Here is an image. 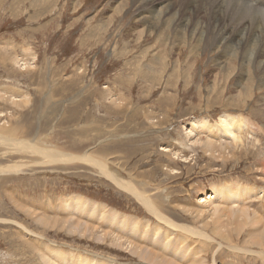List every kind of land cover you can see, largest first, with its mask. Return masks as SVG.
Returning <instances> with one entry per match:
<instances>
[{"label": "rangeland", "instance_id": "obj_1", "mask_svg": "<svg viewBox=\"0 0 264 264\" xmlns=\"http://www.w3.org/2000/svg\"><path fill=\"white\" fill-rule=\"evenodd\" d=\"M171 1L179 6L178 0ZM142 5L134 0H0V264H51L43 256L53 264H60L53 249L55 252L61 249V253L73 249L88 256L99 255L102 256L99 259H108L111 264H149L130 248H117L112 240L119 231L110 227L107 217L95 220L82 215V218L69 209L64 213V206L66 210L71 202L65 199L72 198L74 202L81 197L82 202L92 201L88 205L94 202L108 208L107 215L112 210L136 218L138 223L149 222V229L156 225L155 217L141 203L90 162L103 164L111 173L120 172L127 185L141 191H144L142 185L149 184L146 193L158 205L202 208L199 230L205 222L212 221L214 209L221 213L228 208L234 213L232 220L239 215L237 212L246 209V224L243 222L238 227L233 223L230 228L233 232L241 231L240 237L245 243L237 241L229 246L209 234L216 240L210 241L216 245L215 251L220 242L222 252H227L217 264L222 260V264H264V250H261L264 248L250 242L264 233V154H261L264 153V58L253 60V42L245 39L240 44L242 37L247 36L241 28L239 31L228 29L231 32L228 39L212 45L213 31L207 25L206 15L201 12L183 16L181 11L185 7L182 6L178 7L181 11L178 10L180 17L174 21L175 28L158 31L165 29V36L162 35L165 41L157 36L144 42L140 49L127 43V50H121L133 38H125L124 30L134 34L140 28L135 16L138 17ZM171 13L174 12L168 15ZM113 17L117 20L114 19L112 27L107 33H101L108 28L103 21ZM187 23L188 29L184 26ZM196 23L204 30L198 51L192 45L195 47L200 33L189 46L172 36L173 28L191 33V24L196 26ZM186 36L188 39L189 35ZM248 42L253 44L252 54L241 56ZM225 49L233 51L226 55ZM142 55L150 58L140 61ZM153 56H159L160 61ZM167 59L168 69L159 81L160 68H149V64L155 60L162 65ZM242 71H246L247 78L242 85L251 84L254 88V95L246 100L242 96L246 94L242 90L245 86L238 87ZM173 72L174 79H170ZM214 90L220 93L212 94ZM16 95L22 96L21 99ZM213 97L220 98L210 102L208 99ZM224 115L240 119L246 125L242 130L245 141L239 152L254 142L257 146L254 149L260 153L246 157L241 153L228 161L205 153L202 147L206 141L214 139L225 148L233 143L232 138L218 129ZM202 120L205 125H201ZM7 130L13 134L9 136ZM5 136L24 145L10 147L3 143ZM42 150L76 160L48 163L39 154ZM83 156L88 162L77 159ZM240 190L247 201L241 203L237 199L233 204L237 198L234 195L239 197ZM43 218L49 221L84 219V223L88 219V224L100 228L97 227L99 232L94 231L96 236L82 235L67 227L41 225ZM178 224L191 226L182 220ZM101 229L111 235L108 240L98 239ZM212 255L206 259L209 264H214ZM243 255L249 260H243Z\"/></svg>", "mask_w": 264, "mask_h": 264}, {"label": "bare ground", "instance_id": "obj_2", "mask_svg": "<svg viewBox=\"0 0 264 264\" xmlns=\"http://www.w3.org/2000/svg\"><path fill=\"white\" fill-rule=\"evenodd\" d=\"M58 1H60V0H58ZM178 1H179V6L171 3L172 2L171 0H134V2H136V3H138V2L143 3L142 7L138 10V17L135 16L138 19L137 23H140V28L138 27V25L136 23L137 28H139V30H136V31L134 30V32H133L134 34H131L130 32H128L127 31L128 29L124 30L125 31L124 33H126L125 34V38H132V37L133 38L131 40L127 41L126 44L122 45L123 47L121 48V50L122 49L123 50H127V43L130 46H135V47H138L140 49L144 45V42L148 43V41H151L152 39L156 38L157 36H161L162 40H163V36H165L163 31L166 28H171L172 26L175 28V24H174L175 22L174 21H175V19H178L180 17L178 15L180 14L179 11H181V10L178 9V7L182 6V7L186 8V10L184 8V10L182 9V11H181V14L183 16L187 15L188 13H193L194 15H196V14H199L201 12H203L206 15V17L208 18V21H206L207 25H208V27L210 25L211 26L210 29L213 31V32H211V33H213L212 45L217 46L218 44H221L222 42L227 40L228 37L231 35V32H229L228 29L229 30H234V31H239L240 28H241L245 32H247V36L246 37L245 36L242 37V39L240 41V44L242 43L243 40L246 39V40H248L250 42H253L254 45L251 44L250 42H248L247 49H244V50L240 49L241 50L240 55L241 54H242L241 56H243V55L245 56V55H248V54L251 55L252 54L251 53V49L253 47L254 48L253 60L257 61L259 58L260 59L264 58V49H263V45H264V0H185L184 2H187V3L182 2V0H178ZM170 12H174V13H171V14L168 15V13H170ZM119 14L120 13L117 10L116 11V15H119ZM114 19H115V17H113L112 20L109 18L108 20L103 21L104 24L108 26V28L103 30L101 33L109 31V27H112L111 25H113L112 23L114 22ZM115 20H117V19H115ZM133 24L134 23L132 21V25H129V26L132 27ZM178 24L181 25V23H178ZM178 24L176 23V25H178ZM191 25H192V28H193L191 30V33H189V32L185 33V32H182L180 30H175L174 31V28H173V30H172L173 31L172 32L173 35L172 36L177 41H183V44H187L189 46L191 40L193 39V41H194V38L196 37V35H199V33H200L199 37L196 38L195 47H194V45H192L193 48H194V51H198V49L200 48V45H201V43L203 41V38H204L203 37L204 30H203L202 27H200L199 23L198 24L196 23V26H194L193 24H191ZM184 26H185V28L188 29V23L186 25H184ZM203 27H205V26H203ZM144 28H146V29H144ZM161 28H165V29L162 32H158V31H160ZM135 29H136V27H135ZM129 31H132V29L129 28ZM127 32L129 34H127ZM165 33H166V31H165ZM241 33H242V31H240L238 34H241ZM186 35H189L188 39L186 38L187 37ZM144 36H147V37L144 38ZM167 40L169 41L170 38L167 39ZM163 41H165V39ZM232 42H233V40H232ZM160 43H162V42H160ZM251 45H253V46L251 47ZM115 46H118V45H115ZM168 48L169 47H167V49ZM180 48H182V47H180ZM226 48H228V46H226ZM177 49H179V48H177ZM230 49H231V47H230ZM146 50L148 52L149 49H146ZM225 50L226 51H224V52H226V55L227 54L230 55L231 52L233 51V50H229V49H225ZM223 54L225 55V53H223ZM153 57L155 58V60L160 61V57L159 56H157V57L153 56ZM148 58H150V57L146 56V55H142V60H140V61H147ZM164 59H166V58H164ZM236 59H237V56H236ZM249 59H250V57H249ZM155 60L153 61L152 64H149L150 65L149 68H152V69L160 68L161 71L158 73L159 74L158 78H159V81H162L163 77H164V74H166V71L168 69L167 68L168 59L165 60V63L163 62L162 65L157 64ZM253 60L251 61L252 63H253ZM162 61H164V60H162ZM140 63L141 62H139V64ZM245 63H247V62H245ZM260 63H262V62L260 61ZM252 65H254V64H252ZM260 66H261V64H260ZM244 67L247 68L246 66H244ZM261 69H263V67H261ZM261 69H260V71H261ZM246 71L248 72V70H246ZM245 72L242 71V75L243 76L241 77V79L239 78L241 80V82H238V87L239 88L243 87V85H244V84L242 85L243 81H247V78H245L246 77ZM173 73H171V75L169 76L170 79H174V75L176 73H174V74ZM259 74H261V73H259ZM260 77L261 76H258V78H260ZM262 81H264V80H262ZM250 82H252V81H250ZM247 85L246 86L244 85L245 87L242 89L243 91H246V94L242 93V96L244 97L245 100L248 99V98L250 99L251 96L254 95L253 85H251V84L248 85V86ZM262 86H264V85H262ZM215 90H214V93L213 92H211V93L215 94V95H218L220 92L217 93V92H215ZM210 95H209V97H210ZM25 96L27 97V95H25ZM25 96H24V98H26ZM18 97L19 96H17V98ZM20 97H22V96H20ZM20 97L18 99H21ZM213 98L214 99L211 98V99H208V100L210 102H215L216 100H219L220 97H216V98L213 97ZM24 100L25 99H23V101ZM233 104H234V102H233ZM234 107H238V106H234ZM202 121L203 122L199 121L201 123V125H205L206 122H204V120H202ZM219 126L221 128H218ZM219 126L217 127L219 129V131H222L229 138H232L233 139L232 140L233 143L231 142V144L227 145L226 148H225L224 145L217 144L214 141V139L211 140V141H206V139H205L206 143H204V145H203L204 147H202V149L205 151V153H209L212 157H214V159H216L217 156H218L217 158H219V156H220L221 158H219V159L226 160V161H228L229 158L231 159V158H234L236 156H239L241 153H243V155L245 157L248 154L257 155L256 152H259V149H256L257 146L255 145L254 142H252V144L250 146H248L247 149L243 148L241 150V152H239L241 147H243L242 146L243 143H244L243 141H245V138H243L244 137V132L242 130H243L244 127H246V125H245V123L243 121H241L240 119H235L234 117H231L229 115L228 116L224 115L223 117L220 118ZM192 130H193V128H192ZM7 133H8V135L9 134L10 135L13 134L12 131H8ZM193 133H195V132H193ZM0 134H2V132ZM189 134H191V133H189ZM3 139H4V142L2 140L1 141L3 143H8V146H10V147L24 145L22 143V141H20V140L18 141L17 139L16 140L15 139H9V138H7V136H5V138H3ZM13 141H15V142H13ZM197 141L198 140H196V141L194 140L193 142H197ZM200 141H201V138H200ZM195 145H198V144H195ZM253 146L256 147V148L254 149ZM219 148H220V150L217 151V149H219ZM38 150H40V149H38ZM38 150H36V151H38ZM210 150H212V151H210ZM262 150L263 149H261V151ZM29 152H30V150H29ZM21 154H23V153H21ZM39 154H41L48 161V163L49 162H55V163L56 162H67L68 163L70 161L76 160L75 158L73 159L69 155L61 154V153H58V152H55V151H43V152H39ZM176 154H178V153H173V155H176ZM261 154H264V153H261ZM87 156H88V154H87ZM77 159L78 160H83V161L85 160V162H88V160H89L85 156L78 157ZM186 160H187V157H186ZM90 163L91 164L93 163L94 165H97L98 168L100 169V171L102 170L101 172H103V174L108 175L109 178L116 185H118L120 189H122L123 191L131 194L139 203H141V205L145 208V210H147L149 213H151V215H153L155 217L156 225L153 228L149 229V225H150L149 222L138 223L137 222L138 219L136 220V218L133 219L131 217H126V216H123L121 214L119 215L118 213H116L115 211H112V210H109L110 212L108 211L109 214L107 215L106 209H108V208H106L105 206H103V205L98 206L94 202H93L94 205H88V204H90L92 202L91 200H90L91 201L90 203L88 201L86 203L85 200H84V202H82V201H80V199H82V198L81 197L79 198L78 196H76V199L77 198H79V199L77 201H75V199H74V202H72V198H70L71 200L64 198L65 200H69V202L71 201L67 205L66 210H65V206H64V208H63L64 209V213H65V211H67V209H69L70 211L75 212L74 214L75 215L77 214L76 216L82 217V215H83V216L87 217L88 219L103 220L102 218L107 217L108 220H106V222H108L110 227L113 226L114 228H116V230L119 231V232L116 231L117 232L116 235H118V236L113 234L116 237H114V239L112 238L113 239L112 242L115 243V245L118 246L117 248L125 247V246L127 247V249L130 248L131 252L133 254H135L136 256H138L142 261H145V262H147L149 264H209V262L206 259L209 257V255H211L213 253L212 260H213L214 264H217V260L220 259L221 257H223L224 253H227V252H224V253L222 252L223 248L221 249L222 244L220 242H218L219 243V244H217L218 248L216 249L217 251H215L216 245H214V244H212L210 242L211 240H213V237H211L209 235L210 233L213 234L212 236L215 235L216 237H219V239L225 241L227 243V245L229 244V246L230 245L234 246V244H237V241L245 243L244 239L242 237H240L241 231H238L236 229L233 232V231L230 230V228L233 225V223L237 224L238 227H240L242 225V223L245 221L244 220V216L247 215L246 209H241L239 212H237L239 215L236 217L235 220H232V215L234 213H232L231 211L229 212L228 208H227V211L225 209L221 213L217 209H214L213 210L214 212L212 213V215L210 214L211 217H213L212 221L211 222H205L204 221L205 222L204 225L202 226L201 230H199L200 228H198L197 225H198V222H199V216H201V214L203 212L202 208H199V209H197V208L195 209L194 208L192 210V209H188L186 207H180L179 205H175L174 207H170L168 205H162V206L158 205L157 203L152 201L151 200V196H148L147 193H146V190L150 189L149 184L145 183L144 185H142V189L144 191H141V190H139L138 188H136L134 186L127 185L126 184V179H124L119 174L120 172L118 173L116 170H114V172L111 173L109 171H106L104 169V166H102L103 164L101 165V163H96V162H90ZM175 163L176 162H174L173 164H175ZM263 171H264V169H263ZM238 192H239V190H238ZM242 192H243V190H242ZM239 194H240L239 197L237 195H234V196L237 197L236 200L233 199L235 197L232 198L234 200V201H232L233 204L237 203V199L240 200L239 202H241V203H242V201L243 202L245 200L247 201V197L245 198V196H243L244 194L242 195L241 190H240ZM176 199L178 200V198L174 199L175 202H177ZM65 200L63 202H67ZM248 200H249V197H248ZM229 205H230V203H229ZM222 206H223V204H222ZM208 207H211V206H208ZM24 208L26 209V207H24ZM223 208H225V206ZM179 209L183 210V213L180 214V210ZM162 210H164L165 212L169 213V215L173 219H171L170 217L165 215ZM185 212L190 213L191 215H188ZM32 213L34 214V212H32ZM195 213H196V215H194ZM66 215H68V212H67ZM173 215H175V216H173ZM96 216H100V217L96 218ZM189 216H195V217H189ZM82 218H84V217H82ZM43 219L45 220V218H43ZM43 219L42 220L40 219V221H44ZM54 219H52V221H49V220L46 219L44 221V223L41 222L42 223L41 225L44 224V225L47 226L48 224H50L52 227H55L57 229H60V227L61 228L62 227H64V228L67 227V228L72 229L74 232H78V233H80L82 235H86V234L90 233V235H95V236H96V232L94 233V231L95 230L98 231L97 227L100 228V226H97L95 228L91 224H88V222H87L88 219L86 220V223L83 222L84 219H83V221L78 220V219L77 220L58 221V220H56V219L54 220ZM179 220H182L183 222H185L187 224H191V226H189V225L187 226V225H183V224L180 225V224H178ZM258 221H259V223H261V220H258ZM51 222H53V223H51ZM244 223L246 224V222H244ZM52 227L49 226V228H52ZM212 227H213V229L211 230L210 228H212ZM107 229L110 232L111 229L110 228H107ZM222 229H227V230L223 231ZM98 232H97V234H98ZM100 232L101 233L98 234V239L99 240L105 241V240H108V238H110V236H111L109 233H105L104 230H102V229H101ZM112 232H115V230L112 231ZM129 232L132 233V234H135L137 237L131 236L129 234ZM263 234L264 233H261V237H260V235H258V237H254L253 239L250 240V242L253 245H258V246H261L262 248H264V235ZM123 235L126 236V240H123L125 238ZM96 238H95V240H96ZM20 240H23V239H20ZM20 240H18V241H20ZM213 241L215 242L216 240H213ZM110 244H111V242H110ZM24 246H25V244H24ZM113 246H114V244H113ZM46 247H47L46 250H49V247L48 246H46ZM29 249H31V248H29ZM202 249H204L205 251L202 250ZM31 250H33V249H31ZM213 250L215 251V253L213 252ZM261 250H264V249H261ZM55 251H56V249H53L54 254L60 259V261H59L60 264H108V263H110V262L107 261L108 259H105V261L102 258L99 259V257H102V256H99V255L97 256V255H94V254H92V255L89 254V256H88V254H81L79 252H75L73 249H70V251L69 250L65 251V253H63L64 251L61 253V249L59 251H57V252H55ZM46 254L48 255L49 253H46ZM203 254H205V255H203ZM30 255H32V254L30 253ZM52 255H53V253H52ZM262 255H263V253L260 255V257ZM243 257H244V255H243ZM262 257H263V260H264V256H262ZM238 258H241V257H238ZM232 259H233V257L231 258V260ZM244 259L249 260V258H245V257L243 258V260ZM36 260H38V259H36ZM43 260L46 261V263L48 262V263L53 264V261L51 262V259H49L50 260L49 261L46 256H43ZM114 261H115V259L113 260V262ZM222 263H223V260L221 261L220 264H222ZM39 264H40V262H39ZM116 264H119V263H116Z\"/></svg>", "mask_w": 264, "mask_h": 264}]
</instances>
